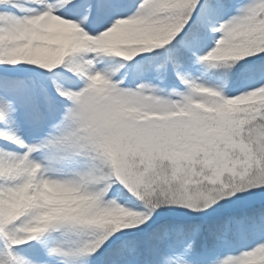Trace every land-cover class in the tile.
I'll return each instance as SVG.
<instances>
[{"label":"snow or ice","instance_id":"obj_1","mask_svg":"<svg viewBox=\"0 0 264 264\" xmlns=\"http://www.w3.org/2000/svg\"><path fill=\"white\" fill-rule=\"evenodd\" d=\"M0 264H264V0H0Z\"/></svg>","mask_w":264,"mask_h":264}]
</instances>
